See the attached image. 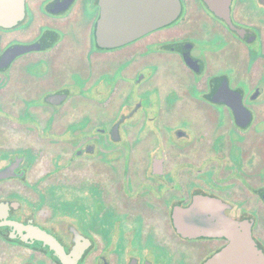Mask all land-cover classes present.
Returning <instances> with one entry per match:
<instances>
[{
    "label": "flooded vegetation",
    "instance_id": "af4514ba",
    "mask_svg": "<svg viewBox=\"0 0 264 264\" xmlns=\"http://www.w3.org/2000/svg\"><path fill=\"white\" fill-rule=\"evenodd\" d=\"M179 2L115 46L103 0L0 26V264H237V228L264 264V0Z\"/></svg>",
    "mask_w": 264,
    "mask_h": 264
},
{
    "label": "water",
    "instance_id": "95a60500",
    "mask_svg": "<svg viewBox=\"0 0 264 264\" xmlns=\"http://www.w3.org/2000/svg\"><path fill=\"white\" fill-rule=\"evenodd\" d=\"M103 2V11L97 25V37L98 42L104 46H115L149 28L163 26L173 20L180 10L179 0H103ZM204 2L218 16L230 23V0ZM23 3L24 0H0V26L8 27L21 20L24 15ZM236 231L238 235L232 238L233 243H236L232 246L235 252L232 250L231 255L237 258V264L261 263L256 245L249 236L244 235L247 231L239 228ZM225 255L229 256V249L215 258L211 264H219Z\"/></svg>",
    "mask_w": 264,
    "mask_h": 264
}]
</instances>
